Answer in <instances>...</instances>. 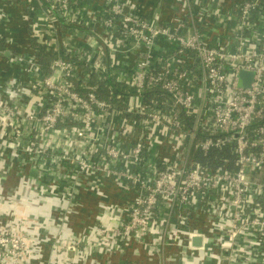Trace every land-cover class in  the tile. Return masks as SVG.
Returning a JSON list of instances; mask_svg holds the SVG:
<instances>
[{"label":"built area","instance_id":"obj_1","mask_svg":"<svg viewBox=\"0 0 264 264\" xmlns=\"http://www.w3.org/2000/svg\"><path fill=\"white\" fill-rule=\"evenodd\" d=\"M83 1L0 0V59L9 52L20 66L18 76L0 82V158L40 181L36 191L43 174L52 172L58 182L49 192L62 198L82 183L94 188L114 179L128 200L127 207H116L118 216L99 220L85 236L56 238L47 264H100L97 259L126 243L162 256L179 248L222 264H264V33L259 40L248 37L261 0L238 4L232 49L209 39L206 26L214 14L198 3L181 2L166 23L143 14L132 0H103L89 23L70 14ZM34 2L48 7L49 17L69 14L66 21L76 31L93 26L100 56L105 48L132 56L129 77L116 78L129 84V95L117 94L124 107L100 97L92 82L111 74L99 57L58 55L45 71L35 52L14 48L8 29L1 30L11 6L20 7L31 42L55 44L32 22ZM219 6L223 11L226 2ZM241 71L253 73L250 87L239 84ZM5 90L20 93V100L11 105ZM154 90L161 94L147 100ZM162 128L168 133L157 146L169 144L171 155L161 156L145 176L139 163ZM198 133L206 134L197 146L204 154L226 148L235 155L234 168L196 162L189 146ZM17 211L9 216L0 208V264H40L30 220ZM193 221L207 230L189 228Z\"/></svg>","mask_w":264,"mask_h":264},{"label":"crops","instance_id":"obj_2","mask_svg":"<svg viewBox=\"0 0 264 264\" xmlns=\"http://www.w3.org/2000/svg\"><path fill=\"white\" fill-rule=\"evenodd\" d=\"M137 5V8L146 16L153 17L154 19L164 21L166 23L171 22L176 14L179 11L181 2H185L189 6V2L194 5L198 3L200 8H205L209 13L214 14L211 18V21L208 22L206 26L207 30L210 33L206 34L209 36V39L215 41L221 45L228 46L229 48H235L237 44L236 37V27L238 24L236 15L238 14V4L243 0H132ZM222 2H226V7L222 11V7L219 6ZM103 0H84L82 6L72 9L71 15H75L78 18H82L85 22H91L90 19L94 12L101 10ZM35 8L33 9L32 15L34 16L33 23H37L40 27L46 30L45 37L46 39L54 38L55 44L52 47L47 46L48 56L51 53L55 57L60 56H69L70 58H80L87 56L88 53L93 54L99 57L97 60L105 62L107 67L110 68V75L113 78H123L129 77V70L132 63V56L129 54L127 56H122L119 52H112L108 48H105L106 56H100L101 53L98 50L97 44L94 43V40L97 39V34L94 31L95 28L89 25L88 31L84 29L76 31V28L73 25L69 24L67 16L69 14L63 15L62 13L55 12L56 16L48 15V7L42 6L38 3H35ZM262 8L258 9L257 12L253 15V20H255V27L253 29V35L249 34V38L254 40H259L264 33V0H261ZM33 5V4H32ZM9 20L4 23L6 25V30L8 29V35L13 37L16 43V50L25 55H31L34 53L31 46V41L28 37V26L25 18L22 16V11L20 7L11 6L8 8ZM197 9L195 7V10ZM65 19V20H64ZM51 20V21H50ZM94 29V30H93ZM5 30V29H4ZM89 31H91L89 33ZM42 40V39H41ZM44 41V38L43 40ZM82 42V43H81ZM81 43V44H80ZM78 44L83 45V47L77 46ZM168 47V46H166ZM71 50V51H70ZM72 53V54H71ZM53 56V58H54ZM9 54L5 55L4 58L0 59V82L4 84L8 77L18 76L19 65L11 63L9 60ZM101 58V59H100ZM124 58V59H123ZM44 59H41V61ZM42 61V62H43ZM53 61V60H52ZM52 65V63H51ZM50 67V66H49ZM44 69V68H43ZM49 71L50 69H44ZM25 75V74H24ZM28 76V75H27ZM128 80V79H127ZM126 87L121 90V92H128L129 84L122 82ZM168 133L165 128L159 129L156 133V139H153L155 144H153L151 150L146 153L143 160L139 163V172L143 175L148 176L152 172V165L156 162L161 156L167 157L171 155V149L167 146L158 147L160 141H165L163 134ZM136 169V168H135ZM9 177V178H5ZM58 179L46 177L42 181V189L36 191L38 184H41L40 181H34L28 175V179H19L12 171V165L8 159L0 158V208L5 210L8 215H11V212L18 210V213L26 216L31 223L32 234L33 236L38 235L42 230H46L47 225L50 221L57 219L60 223H63L65 216L56 218L54 214L56 210L61 208V214L64 213V210L68 206L67 199H60V196L54 195L52 192H49L51 187L56 184L55 182ZM117 181L108 180L107 184L113 188V185L117 184ZM120 183V182H119ZM63 184V183H62ZM122 186V184L120 183ZM47 188L48 192H44ZM63 187V185H62ZM123 187V186H122ZM125 188V186H124ZM122 189L123 198L126 200L124 190ZM91 206H92V215L97 214V199L91 196ZM118 205H112L108 207L105 212L100 216L103 221L106 222V219L110 216H118L117 207ZM94 208H96L94 210ZM110 210V211H109ZM107 211H109L107 213ZM107 213V214H105ZM64 215V214H63ZM51 219V220H50ZM100 219V220H101ZM189 228L193 227L195 229L206 231L207 228L201 222L193 221L190 223ZM94 227L91 228V230ZM91 232V231H90ZM89 232V233H90ZM94 233V232H92ZM91 233V234H92ZM157 235V234H156ZM33 243H34V239ZM34 246V245H33ZM100 252L99 254H101ZM204 253L192 254L191 252H184L179 248H170L162 256L160 254H152L143 244H125L121 246L119 250L114 252H109L103 258L97 259L95 263L100 264H222L218 260H214L209 256H203ZM52 256V254H51ZM50 262V260H49ZM48 262V263H49ZM92 263V262H91ZM84 264H90L86 262Z\"/></svg>","mask_w":264,"mask_h":264},{"label":"water","instance_id":"obj_3","mask_svg":"<svg viewBox=\"0 0 264 264\" xmlns=\"http://www.w3.org/2000/svg\"><path fill=\"white\" fill-rule=\"evenodd\" d=\"M6 52L5 55H8ZM253 80V73L249 71H241L239 74V84L243 87H250ZM30 91L27 86L23 92L28 93ZM6 98L11 105H15L20 100V93L15 91L5 90ZM15 99H12L14 98ZM249 168H246L248 170ZM12 171L17 178L23 180L28 179L27 172L24 169L13 168ZM30 176V175H29ZM33 178L32 176H30ZM9 178V177H5ZM114 180V179H110ZM116 181V180H114ZM122 187L120 183L113 185V188L107 184L99 185L94 188H90L86 183H82L77 189H75L72 196H67L65 199L68 201V206L61 214V208L54 213L56 218L65 216L63 223L52 220L48 223L47 228L42 230L38 235L33 236V252L35 259L40 264H47L52 259L51 250L53 242L56 238L60 237H77L85 236L91 231V228L101 219V215L105 210L112 205H119L127 207L128 200H125L122 195ZM55 195V194H54ZM91 196L97 199V214H91L93 211L91 206ZM60 199H63L60 197ZM96 208H94L95 210ZM64 214V215H63ZM51 220V219H50ZM201 238L194 237L193 243L196 246L201 245Z\"/></svg>","mask_w":264,"mask_h":264},{"label":"trees","instance_id":"obj_4","mask_svg":"<svg viewBox=\"0 0 264 264\" xmlns=\"http://www.w3.org/2000/svg\"><path fill=\"white\" fill-rule=\"evenodd\" d=\"M6 29V25L3 24L1 26V30L4 31ZM28 32V31H27ZM29 37V33H28ZM31 48L33 51L37 54V56L41 59H44V61H41V64L43 65L44 69L51 68L52 60L54 59L51 53L48 56V53L46 52V47L42 44H39L37 42H31ZM55 57V56H54ZM50 66V67H49ZM76 83H78V80L76 78H73ZM92 82L98 85V94L102 98L108 99L114 106H119L120 108L124 107V103L120 102L117 98V94L123 90L125 86L124 83L117 81L112 76L108 75V79H99L96 76H93ZM161 94L159 90L154 91H148L146 94V98L149 101L156 100L158 95ZM128 112V111H127ZM130 115V112H128ZM206 136L205 133H198L196 135L195 140L192 141V144L189 149V155L199 164H201L203 167L208 168H219V167H228V168H234L235 166V155L228 149H214L208 152L207 154H204L197 146L198 142L201 139H204ZM228 163V164H226Z\"/></svg>","mask_w":264,"mask_h":264},{"label":"flooded vegetation","instance_id":"obj_5","mask_svg":"<svg viewBox=\"0 0 264 264\" xmlns=\"http://www.w3.org/2000/svg\"><path fill=\"white\" fill-rule=\"evenodd\" d=\"M51 174H53L52 172H45L43 175L44 177H50L51 178Z\"/></svg>","mask_w":264,"mask_h":264}]
</instances>
